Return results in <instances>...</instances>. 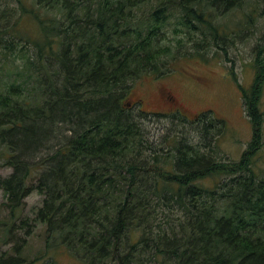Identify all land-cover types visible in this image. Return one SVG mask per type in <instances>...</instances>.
<instances>
[{
  "label": "trees",
  "instance_id": "obj_1",
  "mask_svg": "<svg viewBox=\"0 0 264 264\" xmlns=\"http://www.w3.org/2000/svg\"><path fill=\"white\" fill-rule=\"evenodd\" d=\"M245 1L0 0L1 206L7 230L24 229L0 264H28L34 221L47 246L64 245L82 264H264L262 37L252 83H238L251 138L236 161L213 157L223 120L208 111L193 121L167 113L174 131L151 142L141 117L160 114L126 101L136 79L210 48L232 63L236 37L215 21ZM259 15L264 27V7ZM26 22L35 34L19 28ZM170 26L180 37L160 44ZM185 124L197 125L200 143ZM32 192L41 204L17 227Z\"/></svg>",
  "mask_w": 264,
  "mask_h": 264
},
{
  "label": "rangeland",
  "instance_id": "obj_2",
  "mask_svg": "<svg viewBox=\"0 0 264 264\" xmlns=\"http://www.w3.org/2000/svg\"><path fill=\"white\" fill-rule=\"evenodd\" d=\"M23 1L30 5L34 0ZM10 5H15V2L10 1ZM263 7L264 0H247L241 7L216 18L217 24L224 26L231 37H236L235 45L229 48L232 63L226 61L219 53L216 54L214 48H210L200 55L179 60L178 67L167 75H144L134 81L130 89V98L126 100L134 102L135 99L136 101L140 99V104L134 106V112L138 113V109L141 108L146 112L154 111L160 114L141 117L146 136L151 142L161 141L164 135L171 134L175 129L171 118L167 114H162L167 110H174L172 105H168L166 110L160 100V92L163 91V97L166 99L168 91L189 120L199 119L205 111H208L210 116L223 120L222 129L211 132V135H214L211 136L214 158L230 161L240 158L251 138V130L244 112L238 83L248 88L253 80L255 69L252 47L261 37V43H264L263 17L259 15ZM51 9L46 13L48 16L56 12L55 8ZM19 28L29 34H35L33 23H20ZM162 34L160 44L171 42L175 44L180 37L179 34L172 32L171 26ZM260 107L264 112V85ZM181 130L191 142H201L202 135L197 132V125L190 127L185 124V128L182 127ZM262 140L264 141V120ZM207 151L211 153L210 149ZM259 162L264 165V151ZM9 171L10 169H6L2 173ZM4 200L5 197L0 190V221L7 222L5 227L0 226V254L2 252L13 254L15 243L24 236V229L15 228L10 232L7 230L12 222L9 220V213L1 206ZM40 204L41 196L37 192L30 193L25 198L24 205L18 208L15 220L17 227L20 226V219L25 217L32 219ZM33 223L31 233L22 245V255L29 261L28 264H82L80 259L69 252L64 245L51 243L47 246L44 225L37 221Z\"/></svg>",
  "mask_w": 264,
  "mask_h": 264
},
{
  "label": "flooded vegetation",
  "instance_id": "obj_3",
  "mask_svg": "<svg viewBox=\"0 0 264 264\" xmlns=\"http://www.w3.org/2000/svg\"><path fill=\"white\" fill-rule=\"evenodd\" d=\"M167 94L168 95H166V99L163 97V91H161L160 92V100L162 101V103L165 105V107H166V110H167V106L168 105H172L173 106V109L174 110H167L166 111V113H162V112H160V113H162V114H167V113H170V112H173V111H175V110H177V111H179V112H183L180 108V106H178L177 105V101L175 100V98L173 97V95L170 93V92H168L167 91ZM171 97H170V96ZM137 101H140V99H137ZM135 102H136V99H135ZM175 106V107H174ZM152 112H154V111H152ZM154 113H159V112H154Z\"/></svg>",
  "mask_w": 264,
  "mask_h": 264
}]
</instances>
